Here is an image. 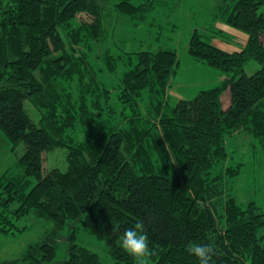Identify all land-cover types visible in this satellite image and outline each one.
<instances>
[{"label":"trees","instance_id":"trees-1","mask_svg":"<svg viewBox=\"0 0 264 264\" xmlns=\"http://www.w3.org/2000/svg\"><path fill=\"white\" fill-rule=\"evenodd\" d=\"M133 1L0 0V130L14 149L24 148V174L0 179V235L24 231L16 221L29 215L53 224L19 258L0 264H103L77 243L78 231L104 241L113 264H137L119 237L138 223L152 252L147 264H197L188 246L209 242L215 264H264V211L225 195L222 181L238 168L211 173L229 158V135L245 131L264 147V0L220 7L223 23L247 35L241 50L193 33L190 56L224 79L175 107L163 100L177 53L127 54L118 98L133 114L121 116L100 75L115 73L122 57L108 50L100 57L98 48L111 37L113 13L144 21L162 2ZM250 61L260 65L253 75L245 70ZM226 91L231 105L224 110ZM26 101L40 111L39 123ZM55 149L68 150V167L44 171ZM29 177L36 180L31 189ZM66 229L68 256L57 261Z\"/></svg>","mask_w":264,"mask_h":264},{"label":"rangeland","instance_id":"rangeland-1","mask_svg":"<svg viewBox=\"0 0 264 264\" xmlns=\"http://www.w3.org/2000/svg\"><path fill=\"white\" fill-rule=\"evenodd\" d=\"M235 0H162L161 4L144 21L133 20L128 17L113 13L110 19L112 31L108 42L98 48V55L104 56L109 51L114 57H122L118 61L120 65L115 73L104 71L100 79L112 91L110 104L118 114L132 115L130 107L123 109L119 101V82L122 75L130 67L127 54L139 51L171 50L177 53L180 65L176 76L171 81V87L163 100L168 104L167 108L175 107L180 100H192L197 94L214 87L224 79L219 70L193 59L189 54L190 39L195 31H198L206 40L226 51L241 50L247 39L246 34H240L234 28L224 24L222 10L234 3ZM140 1H133L137 5ZM264 12V7L260 12ZM82 20H90L86 14L79 15ZM136 59H134V62ZM97 64L101 62L96 58ZM260 65L256 61H250L245 66L246 73L253 75ZM211 86V87H210ZM149 90L143 93V99L147 98ZM223 109L227 110L231 105L230 92L226 91L221 97ZM25 107L32 119L40 122L41 113L31 102L26 101ZM144 109V103L141 104ZM166 108V110H167ZM146 113V109H144ZM121 118V117H120ZM229 158L212 168L211 173L227 172V168H238L236 176L226 175L222 181L225 195L235 197L237 203L246 205L249 202L256 203L264 211V147L258 138L241 131L229 135L226 139ZM24 154L23 146L14 149L3 131L0 130V179L3 177H16L24 174L19 158ZM67 149H55L46 153L44 171L58 168L65 171L67 164ZM31 189L36 180L29 177ZM16 207V206H15ZM18 228H26L24 231H16L15 235H0V258L11 261L19 258L27 247L37 243L49 232L53 224L29 215L16 221ZM14 232V231H13ZM264 232V230L262 231ZM69 229H66L60 239V247L57 261L67 258ZM77 243L97 253L103 264H113V259L107 251L106 243L83 231H78Z\"/></svg>","mask_w":264,"mask_h":264},{"label":"clouds","instance_id":"clouds-1","mask_svg":"<svg viewBox=\"0 0 264 264\" xmlns=\"http://www.w3.org/2000/svg\"><path fill=\"white\" fill-rule=\"evenodd\" d=\"M119 247L132 256L137 264H147L146 258L152 254L148 244V235L143 230V225L139 223L121 234ZM188 251L195 258L197 264H215L213 261L215 250L211 242L207 244L191 243L188 246Z\"/></svg>","mask_w":264,"mask_h":264}]
</instances>
